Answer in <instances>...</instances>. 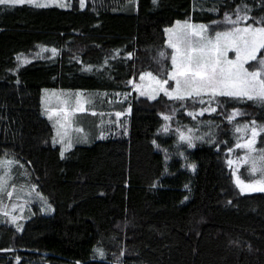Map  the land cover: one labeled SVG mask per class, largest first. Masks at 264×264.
I'll return each instance as SVG.
<instances>
[{"label":"trees","instance_id":"trees-1","mask_svg":"<svg viewBox=\"0 0 264 264\" xmlns=\"http://www.w3.org/2000/svg\"><path fill=\"white\" fill-rule=\"evenodd\" d=\"M245 13L239 25L264 26V0L0 4V157L23 162L55 208L21 229L0 221V264H264V192L241 194L225 160L239 126H264V104L218 96L194 118L189 100L134 89L169 68L177 21L227 29ZM44 88L92 99L65 154Z\"/></svg>","mask_w":264,"mask_h":264},{"label":"snow or ice","instance_id":"snow-or-ice-1","mask_svg":"<svg viewBox=\"0 0 264 264\" xmlns=\"http://www.w3.org/2000/svg\"><path fill=\"white\" fill-rule=\"evenodd\" d=\"M32 3L36 7H47V4L36 3V0H0V4H24ZM239 12V9L237 10ZM253 19L249 17L247 13L245 15H237L234 20L231 16H226L225 22L234 25L229 30L215 32L214 37H204L202 33L206 32L205 26H199L200 31H176L169 29L170 39L169 47L174 51L172 54L165 56L164 52L160 55L171 61V70L168 76L163 80L157 79L151 72L141 76L144 79L145 76L153 80L160 86V90L164 91L165 95H168L172 99L183 100L186 97L201 96L202 94H210L211 96H227L235 99L256 101L264 104V56H259L261 50H264V26H257L258 21L253 24H246L245 27H239L241 21H247ZM193 29V25L186 23L183 26L177 25V29ZM175 35L176 40L173 41L171 37ZM201 35V40L193 43L189 38L190 36ZM55 52V49L52 50ZM234 52L235 58L228 59V52ZM249 61H256L257 67L249 69L245 67V64ZM169 79L175 82L174 88L171 91L165 89V85L168 84ZM144 93L142 92L141 95ZM151 99H155V96H151ZM204 103L203 100L199 101ZM81 105L76 111H83ZM201 110V115L203 111ZM130 111V109H129ZM211 111H215L214 108ZM94 114V113H93ZM193 115L192 113H189ZM239 112H233L231 118H235L240 115ZM119 115V114H117ZM69 114L65 112L64 122L57 121L60 128L57 130V136H67V127L70 126L68 120ZM52 119V116H49ZM165 120L170 119L169 116L164 117ZM255 124V121L251 122ZM60 129H64L61 133ZM167 129H165L166 131ZM245 130H248L247 125ZM77 131H81L77 129ZM191 133V130H188ZM237 131H241L237 128ZM251 136L245 143H238V148H245L248 151L243 158L237 161L229 160L228 164L231 166L236 163L237 170L240 163L249 165V173H259V177L254 181L245 183L244 180L237 177V185L240 187L241 192L245 190L264 192V149L259 151L258 155H250L257 152L254 145L257 142V137L261 132H264V128L257 129L252 127L250 129ZM180 139L184 140L191 145V135L185 136L180 134ZM62 142V140L60 141ZM71 147L69 143L65 151ZM63 155V154H62ZM13 161L0 162V194H5L7 197H11L15 188L9 191L10 180V168ZM192 169L195 170V165H192ZM7 215V212L4 213ZM103 257V252L99 253Z\"/></svg>","mask_w":264,"mask_h":264},{"label":"rangeland","instance_id":"rangeland-1","mask_svg":"<svg viewBox=\"0 0 264 264\" xmlns=\"http://www.w3.org/2000/svg\"><path fill=\"white\" fill-rule=\"evenodd\" d=\"M81 3H86L87 0H80ZM72 2V0H36V3L40 4H47L49 6H66ZM27 3V2H26ZM32 4V3H30ZM186 23L193 25V29H177V25L183 26ZM205 26L207 31L202 33L204 37L212 38L214 37L215 32L218 31H225L229 30L230 28H215L211 24L207 23H201V22H192L190 20H183V21H177L172 27L167 28L166 34H167V45L169 47V29L176 30V31H197L199 32V26ZM239 27H245L246 25H238ZM193 43H196L201 40V35L196 36H190L189 37ZM173 41L176 40V36L173 35L171 37ZM170 54L173 53V49L169 47ZM259 56H264V50H261V53L258 54ZM235 53L229 51L228 52V59H234ZM171 61H169V68L164 71L163 74H155L151 71H146L140 75V77L135 82V92L137 93L138 97H148L155 96L157 98L161 94L165 95L164 91L160 90V86L156 84L153 80L145 76L144 79H141V76H144L146 73L151 72L153 76L157 77V79L163 80L166 76L169 75L171 70ZM246 68H249L250 70L254 67H257L256 61H249V63L245 64ZM264 78V76H262ZM175 82L171 79H169L168 84L165 85V89L168 91H171L174 88ZM144 93L141 95V93ZM169 99L170 98L168 95ZM217 96H211L210 94H202L201 96H192V97H186L185 99L181 101H191L194 103L190 108L187 110V114L192 113L193 115H190L191 117H198L201 116V110L208 109L206 111H203V114L206 113H212L214 111H211L212 108L215 110L217 109L216 106V98ZM151 99V98H150ZM173 100H179V99H173ZM203 100L204 103H201L199 101ZM92 99L91 96L84 91L80 90H68V89H57V88H44L43 89V96H42V112L43 115L52 123L54 127V142L55 144L59 145L62 149L63 154L67 153L70 149L73 148L74 143L76 141L75 136L79 132L77 129H80L76 126V118L81 113H85L88 111V106L91 103ZM83 106V111H76V109L80 106ZM65 112L69 114L68 120L70 122V126L67 127V136H57V130L60 128L57 121H60L61 123L64 122V116ZM233 112H239V111H233ZM232 112V113H233ZM232 113L230 114V117L232 116ZM240 113V112H239ZM52 116V119H49V116ZM238 116V115H237ZM236 116V117H237ZM246 125H241L239 128L241 131H238V134L241 137V140H239L238 143L243 144L246 140H248L251 136L250 129L252 127H256L258 130L261 128H264V126H259L257 124H249L247 125L248 130H245ZM61 133L64 132V129H60ZM62 140V142H60ZM71 144V147L68 148L67 151H65V148L68 144ZM237 143V144H238ZM254 147L257 149V152L251 153L250 155H258L259 151L261 149H264V132H261L260 136L257 137V142L254 145ZM246 154H248L247 149L245 148H238L237 146L235 148L227 149L225 160L227 162L228 167L231 170L233 182L236 186V188L239 190L241 194H254L259 193V191H249L245 190L244 192H241L240 187L237 185V177L239 176L240 179L244 180L245 183H249L251 181H254L259 177V173L256 174H250L248 169L249 165L240 163L239 169L237 170L236 163H233L231 166L228 164L229 160L237 161L240 158H243ZM5 161H13L14 163L11 165L10 168V180H9V191L12 190V187L15 188V191L13 192L12 196L9 198L5 194H0V216L2 222H5L8 225L15 226L18 229H21L22 226L25 225L26 221L29 220L32 215H36L38 213H41L43 215H52L55 212L54 206L50 203L48 197L43 194L38 187L36 186H28L26 180L29 176L26 165L15 158L14 156H3L0 157V162ZM2 170V169H0ZM7 212V215L4 213Z\"/></svg>","mask_w":264,"mask_h":264}]
</instances>
